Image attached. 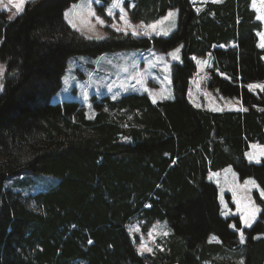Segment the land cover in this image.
I'll list each match as a JSON object with an SVG mask.
<instances>
[{"label":"trees","instance_id":"obj_1","mask_svg":"<svg viewBox=\"0 0 264 264\" xmlns=\"http://www.w3.org/2000/svg\"><path fill=\"white\" fill-rule=\"evenodd\" d=\"M77 1H28L12 20L0 10V264H237L214 262V254L239 240L232 219L220 215L218 189L207 173L231 166L264 191V159L245 157L249 143L264 145V88L247 89L264 83L261 25L251 0L207 1L198 10L190 0H135L131 23L148 24L175 8L176 29L164 37L110 32L99 40L81 37L65 22V10ZM178 46L172 100L153 102L146 92L92 96L90 120L76 101L49 102L71 56L166 53ZM208 53V89L238 98L245 110L214 112L187 100L194 58ZM43 174L57 179L45 191L23 197L7 186ZM253 194L262 211L242 231V264H264V237L255 239L264 236V202ZM134 217L142 233L162 220L171 229L164 249L147 260L125 228ZM212 235L220 243L207 242Z\"/></svg>","mask_w":264,"mask_h":264},{"label":"rangeland","instance_id":"obj_2","mask_svg":"<svg viewBox=\"0 0 264 264\" xmlns=\"http://www.w3.org/2000/svg\"><path fill=\"white\" fill-rule=\"evenodd\" d=\"M33 0H24L21 4L23 9L25 3ZM135 0H113L108 6H103L98 0H78L71 4L65 12L69 13L64 20L71 29L78 35L89 40H99L106 38L110 32L132 36H168L177 26L178 10L169 9L164 16L148 24L141 22L131 23L129 19V7H132ZM196 7L203 1L219 2L221 0H192ZM20 0H0V10L5 12V16H17L16 4ZM115 5V6H114ZM251 9L258 17H264V0H252ZM197 10L199 8H196ZM64 12V14H65ZM109 12L111 14H109ZM175 13L169 17V13ZM94 13V15H93ZM97 17L103 20L101 25ZM167 17V19H166ZM12 18V19H13ZM71 21V23H69ZM263 22V30L259 34L262 44H264V18H259ZM75 25V27H73ZM152 26V27H150ZM135 33V34H134ZM223 47V46H220ZM181 46L173 50L161 53L156 50H119L104 53L98 57L88 55H75L68 59L67 69L63 75L62 87L51 98V104L63 101H76L80 103L85 111L87 119H93L95 111L92 109L90 98L95 96L100 98L108 96L109 99L120 98L124 94H143L147 93L152 101L172 100L174 97L171 82V70L174 63L181 62ZM264 62V55L262 56ZM0 65H4L0 62ZM213 65V56L208 53L206 57L196 58V73L191 78L187 100L196 108H203L214 112L222 111H243L245 107L236 97H223L217 91H210L207 87L209 81L208 69ZM0 74V85H2L3 75ZM220 77L227 78L226 75L219 73ZM252 86L251 88L249 86ZM264 88V83H251L247 89L257 93ZM1 92V90H0ZM249 150L245 153L247 161L258 163L264 159V145L258 142L249 143ZM251 157V158H250ZM207 180L213 183L218 189V199L220 202V215L222 218L232 219L229 228L237 233L239 245L236 248H223L214 254L215 261L243 263L244 247L240 240V233L243 229H248L262 211L261 206L253 193L264 202V191L257 185L252 178L240 180L237 173L231 166L219 171H209ZM57 179L47 175H25L18 179L10 180L7 186L13 191L19 192L23 197L45 191L55 184ZM254 181L255 183H251ZM248 182V183H246ZM228 196V198H227ZM254 209L255 219H251ZM241 216H248L251 219L250 226H246L241 221ZM241 226L236 228V220ZM140 221L137 217L131 219L125 226L128 236L135 247V252L144 259L146 256H154L156 252L164 249L166 239L171 235V229L165 220L153 222L145 233L140 231ZM235 225V227H231ZM244 234V233H243ZM264 237L255 236V239ZM207 242L220 243L215 236H209ZM209 264V262H205Z\"/></svg>","mask_w":264,"mask_h":264},{"label":"snow or ice","instance_id":"obj_3","mask_svg":"<svg viewBox=\"0 0 264 264\" xmlns=\"http://www.w3.org/2000/svg\"><path fill=\"white\" fill-rule=\"evenodd\" d=\"M24 2V0H20V3H17L15 6H16V8H17V13H19L22 9H21V4ZM118 2H119V0H117V4H118ZM115 6V5H114ZM109 14H111L110 12H109ZM65 18L67 19L68 18V16H69V13L68 12H65ZM93 15H94V13H93ZM175 15V13H172V12H170L169 13V17H172V16H174ZM13 17H10L9 19H12ZM259 18H264V17H259ZM166 19H167V17H166ZM97 20H98V22L101 24V25H103V20H100L98 17H97ZM69 23H71V21H69ZM73 27H75V25H73ZM150 27H152V26H150ZM135 34V33H134ZM261 47H264V44H261L260 45ZM3 68H4V66L3 65H0V74H2V72H3ZM250 88L252 87L251 85L249 86ZM0 90H2V85H0ZM251 158V157H250ZM246 183H248V182H246ZM251 183H255L254 181H252ZM262 195H264V193H262ZM256 211H259V209H254L253 210V213L251 214V219H255V215H254V212H256ZM251 219L248 217V216H241V221L246 225V226H250V224H251ZM231 227H235V225H232ZM240 240H241V243H243L244 242V234H243V232H241L240 233ZM89 243H91V241H89Z\"/></svg>","mask_w":264,"mask_h":264},{"label":"crops","instance_id":"obj_4","mask_svg":"<svg viewBox=\"0 0 264 264\" xmlns=\"http://www.w3.org/2000/svg\"><path fill=\"white\" fill-rule=\"evenodd\" d=\"M191 2H192V3H195V1H192V0H191ZM205 2H207V1H203V2L201 1V2H198V3L201 4V3H205ZM211 2H212V1H211ZM200 6H201V5H200ZM200 6H198V7H200ZM198 7H195V8H198ZM257 17H258V15H257V13H256V17H255V18H256V20H257L258 22H260V21H259V18H257ZM9 20H12V19H9ZM260 24H261V30L257 32V36H258V42H257V43H258V47H259V48L264 49V47H261V46H260L262 43H260L261 40H260V36H259V34H260V33L262 32V30H263V23L260 22ZM194 60H195V58H194ZM195 62H196V60H195ZM190 82H191V80H190ZM189 87H190V83H189ZM189 87H188V91H189ZM187 95H188V94H187ZM246 159H247V158H246Z\"/></svg>","mask_w":264,"mask_h":264}]
</instances>
